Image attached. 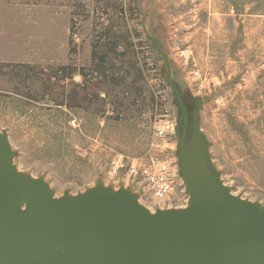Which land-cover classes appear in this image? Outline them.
<instances>
[{
    "label": "rangeland",
    "instance_id": "374dc122",
    "mask_svg": "<svg viewBox=\"0 0 264 264\" xmlns=\"http://www.w3.org/2000/svg\"><path fill=\"white\" fill-rule=\"evenodd\" d=\"M0 143L50 201L118 191L115 155L160 156L172 197L132 189L152 217L188 208L199 167L264 221V0H0Z\"/></svg>",
    "mask_w": 264,
    "mask_h": 264
},
{
    "label": "water",
    "instance_id": "95a60500",
    "mask_svg": "<svg viewBox=\"0 0 264 264\" xmlns=\"http://www.w3.org/2000/svg\"><path fill=\"white\" fill-rule=\"evenodd\" d=\"M188 172V208L152 217L122 182L50 201L10 170L0 143V264H264V221L206 169Z\"/></svg>",
    "mask_w": 264,
    "mask_h": 264
},
{
    "label": "built area",
    "instance_id": "2783aa9c",
    "mask_svg": "<svg viewBox=\"0 0 264 264\" xmlns=\"http://www.w3.org/2000/svg\"><path fill=\"white\" fill-rule=\"evenodd\" d=\"M175 122L164 117L154 125V136L157 139L169 140L175 134ZM107 175L117 183L143 186V190L154 201H167L174 194L175 173L172 164L160 156L129 158L123 155L113 156L107 164Z\"/></svg>",
    "mask_w": 264,
    "mask_h": 264
}]
</instances>
